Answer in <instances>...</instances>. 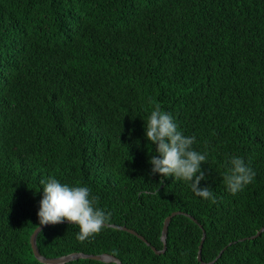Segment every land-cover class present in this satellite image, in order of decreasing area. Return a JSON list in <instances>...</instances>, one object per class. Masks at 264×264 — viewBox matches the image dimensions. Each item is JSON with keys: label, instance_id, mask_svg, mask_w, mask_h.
<instances>
[{"label": "trees", "instance_id": "16d2710c", "mask_svg": "<svg viewBox=\"0 0 264 264\" xmlns=\"http://www.w3.org/2000/svg\"><path fill=\"white\" fill-rule=\"evenodd\" d=\"M156 104L207 150L215 202L151 173ZM232 154L256 172L235 195L222 181ZM50 175L89 186L112 216L84 241L66 219L44 227L46 257L264 264V0H0V264H46L31 238Z\"/></svg>", "mask_w": 264, "mask_h": 264}, {"label": "clouds", "instance_id": "9594fccd", "mask_svg": "<svg viewBox=\"0 0 264 264\" xmlns=\"http://www.w3.org/2000/svg\"><path fill=\"white\" fill-rule=\"evenodd\" d=\"M144 133L155 153L150 157L151 173L160 174L161 183L167 177L186 182L194 195L215 202L216 195L206 180L202 162L209 161L207 150L195 145V134L186 135L174 114L156 104L145 120ZM152 151V148H151ZM256 172L240 155L228 157L222 181L226 190L235 195L253 183ZM42 195L37 212L39 225L62 223L65 219L79 226L77 239L84 241L100 233L111 219L112 213L97 204L87 185L62 181L47 176L39 181Z\"/></svg>", "mask_w": 264, "mask_h": 264}, {"label": "water", "instance_id": "95a60500", "mask_svg": "<svg viewBox=\"0 0 264 264\" xmlns=\"http://www.w3.org/2000/svg\"><path fill=\"white\" fill-rule=\"evenodd\" d=\"M178 212H174L172 215L168 216L165 220V223H164V227H163V240H164V248L162 250H159L157 249L156 247H153L154 250L157 252V253H162V252H165V250L167 249V235H168V226L172 220V218L177 214ZM48 225H51V224H48ZM48 225H41L39 226L35 232L33 233L32 235V238H31V242H32V246H33V250L35 252V255L36 257L43 263H46V264H64V263H67L69 261H72V260H75V259H78V258H96V259H101V260H106V261H110V260H114L116 261L118 264H122V262L115 258L114 256H110V255H93V254H86V253H71V254H68V255H63V256H58V257H46L44 256L39 248H38V245H37V236H38V233L46 226ZM116 227H119V228H123L125 230H128L134 234H137L138 236H140L143 240L147 241L148 240L141 234H139L136 230L132 229V228H128L127 226H119V225H114ZM262 231H264V228L262 229ZM260 231L257 235H255L254 237L256 236H259L260 233L262 232ZM205 238V237H204ZM150 244V242H148ZM203 243H204V239L202 241V244H201V247H200V250H199V260L202 261V249H203ZM203 263H205L203 261ZM206 264V263H205Z\"/></svg>", "mask_w": 264, "mask_h": 264}]
</instances>
